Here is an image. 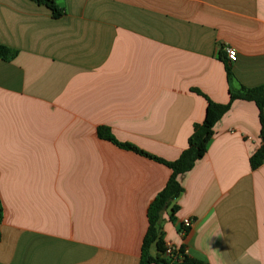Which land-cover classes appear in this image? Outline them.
I'll use <instances>...</instances> for the list:
<instances>
[{"label": "crops", "instance_id": "1", "mask_svg": "<svg viewBox=\"0 0 264 264\" xmlns=\"http://www.w3.org/2000/svg\"><path fill=\"white\" fill-rule=\"evenodd\" d=\"M0 0V264H138L148 210L208 99L264 86V0ZM200 92L202 95L197 94ZM235 101L161 219L166 246L207 264H264L259 111ZM190 220L188 234L182 221ZM151 253L157 256V250Z\"/></svg>", "mask_w": 264, "mask_h": 264}, {"label": "trees", "instance_id": "2", "mask_svg": "<svg viewBox=\"0 0 264 264\" xmlns=\"http://www.w3.org/2000/svg\"><path fill=\"white\" fill-rule=\"evenodd\" d=\"M36 2L38 6L44 7L49 10L55 19H61L64 16L63 10H61L58 3L55 0H31ZM17 56V53L6 46L0 45V60L1 61H13ZM220 61L225 65L228 81L230 83L229 96L230 101L228 104H216L208 99V105L206 109V117L202 124L196 125L193 129V134L189 138L188 148L182 152L180 157L173 162H167L165 159L158 158L143 150L137 148L134 145L122 144L112 135L108 128H98L97 132L99 138L104 141H109L119 148L126 151L134 152L138 155L144 156V158L156 161L165 165L171 172V177L163 189L156 197L148 210V231L146 237L143 239L141 249V261L138 264H207L206 262L196 260L188 257L185 253V248L181 247L178 250L177 255L174 258L166 257V245L163 242L161 232V219L170 211V220L174 221L179 207L176 201L180 195L183 194L184 189L179 182L180 176L192 172L197 164L208 151V146L212 138H214V128L223 119V117L229 112L231 106L235 101L253 102L257 105L259 111V120L262 127L261 139L262 146L259 150L252 154L250 158V165L252 169H259L264 165V86H258L255 88H245L235 90L231 87L234 81V74L229 66V59L223 54L220 56ZM202 95L200 92H196ZM3 205L0 200V224L3 222ZM182 231V229H181ZM188 234L189 230L186 231ZM157 250V256H153L151 253L152 248Z\"/></svg>", "mask_w": 264, "mask_h": 264}, {"label": "built area", "instance_id": "3", "mask_svg": "<svg viewBox=\"0 0 264 264\" xmlns=\"http://www.w3.org/2000/svg\"><path fill=\"white\" fill-rule=\"evenodd\" d=\"M227 58L229 59V64H232V63H235L236 61H238V52L236 51V49L234 48H231V47H228V48H225L224 50ZM182 233L185 235L187 232V230H190L191 226H192V222L190 220H186L184 219L182 221ZM178 248H176L175 246H172V245H168L166 246V257H169V258H174L177 253H178ZM187 255V252L185 253Z\"/></svg>", "mask_w": 264, "mask_h": 264}]
</instances>
